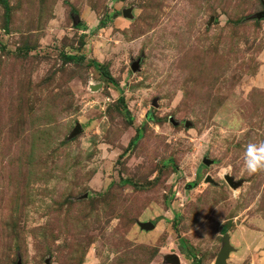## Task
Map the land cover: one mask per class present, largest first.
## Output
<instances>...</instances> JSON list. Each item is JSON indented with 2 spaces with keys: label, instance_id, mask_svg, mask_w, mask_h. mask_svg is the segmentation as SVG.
<instances>
[{
  "label": "rangeland",
  "instance_id": "obj_1",
  "mask_svg": "<svg viewBox=\"0 0 264 264\" xmlns=\"http://www.w3.org/2000/svg\"><path fill=\"white\" fill-rule=\"evenodd\" d=\"M6 2L0 264H264V0Z\"/></svg>",
  "mask_w": 264,
  "mask_h": 264
},
{
  "label": "water",
  "instance_id": "obj_2",
  "mask_svg": "<svg viewBox=\"0 0 264 264\" xmlns=\"http://www.w3.org/2000/svg\"><path fill=\"white\" fill-rule=\"evenodd\" d=\"M124 15H128L127 12L124 13ZM257 17H264V9L259 11L257 14H256ZM77 22V21H75ZM131 69L132 70H137L139 69V59L133 61L131 63ZM79 131H81V125H79V123L76 125V127L74 128L73 132H72V135L78 133ZM203 164L205 165H208L210 164L212 161L208 158H204L203 159ZM225 180L227 181V183L232 186V187H237L240 182L239 181H235L230 175H225L224 176ZM205 180L206 181H212L211 177L209 175H207L205 177ZM139 226L143 229H149L151 227H153V224L150 223V222H140L139 223ZM233 250V247L231 246L230 242H229V238L226 236L224 239H223V242H222V246H221V249L220 251L218 252V255L214 261L213 264H228L227 263V259L229 257V254H230V251ZM167 262H171L173 264H179L180 260H179V257L176 255V254H172L170 256L167 257ZM17 264H21L20 261L17 262ZM47 264H49L47 262Z\"/></svg>",
  "mask_w": 264,
  "mask_h": 264
},
{
  "label": "clouds",
  "instance_id": "obj_3",
  "mask_svg": "<svg viewBox=\"0 0 264 264\" xmlns=\"http://www.w3.org/2000/svg\"><path fill=\"white\" fill-rule=\"evenodd\" d=\"M243 166L249 175L264 172V140L249 142L245 146Z\"/></svg>",
  "mask_w": 264,
  "mask_h": 264
},
{
  "label": "trees",
  "instance_id": "obj_4",
  "mask_svg": "<svg viewBox=\"0 0 264 264\" xmlns=\"http://www.w3.org/2000/svg\"><path fill=\"white\" fill-rule=\"evenodd\" d=\"M3 2H4V4L6 5V3H7L6 0H3ZM68 58H74V57L70 56V57H68ZM120 101L122 102V101H123V98H121ZM123 108H124L125 110H127V109H126V106H124ZM225 230H226V229L223 227V228H222V231L225 232Z\"/></svg>",
  "mask_w": 264,
  "mask_h": 264
}]
</instances>
